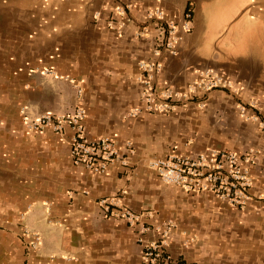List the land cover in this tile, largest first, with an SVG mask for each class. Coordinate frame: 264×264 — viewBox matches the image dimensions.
I'll return each mask as SVG.
<instances>
[{
	"label": "crops",
	"instance_id": "crops-1",
	"mask_svg": "<svg viewBox=\"0 0 264 264\" xmlns=\"http://www.w3.org/2000/svg\"><path fill=\"white\" fill-rule=\"evenodd\" d=\"M156 7L178 25L175 52H156ZM141 62L160 65L157 89L187 94L207 68L231 85L149 110ZM78 107L85 136L119 150L103 171L56 128ZM224 151L248 171L243 203L150 166ZM162 240L187 264H264V0H0V264H142Z\"/></svg>",
	"mask_w": 264,
	"mask_h": 264
},
{
	"label": "built area",
	"instance_id": "built-area-1",
	"mask_svg": "<svg viewBox=\"0 0 264 264\" xmlns=\"http://www.w3.org/2000/svg\"><path fill=\"white\" fill-rule=\"evenodd\" d=\"M131 5L129 4L128 7ZM124 13V9H119ZM185 28L191 27L190 11L185 13ZM147 17L158 20L162 28L161 48L175 52L176 44L180 40L178 25L173 19L167 18L165 11L161 7H156L147 12ZM141 68L145 75L140 77L144 86L142 91V100L149 110H163L177 98L186 95L194 96L198 92L205 94L215 88L230 86L228 81L221 73L213 68H207L200 72L199 78L189 85L188 93L174 92L169 89H157L154 76L160 69L159 64L141 62ZM163 102V103H161ZM86 112L82 107H78L76 112L59 120L56 124L57 130H63V123L69 122L74 135L71 139V154L75 163H86L87 166L96 170H105L110 164L120 160L119 150L115 141L110 136H102L96 139H89L85 136L84 125L81 120ZM52 117L45 115L41 118L39 124L50 121ZM51 122V121H50ZM38 124L33 123V127ZM127 151H133L132 142L127 143ZM122 160H124L122 158ZM150 166L155 169L161 179L170 184L181 185L189 189L200 186L205 189H213L217 193L229 199L232 203H243L249 196L246 193L250 185L247 169L242 165L240 157L236 152H215L210 156L208 154H199L196 159L170 155L163 158H155L150 161ZM203 176L204 181H199ZM122 215L130 219L135 218L133 211L129 209L122 212ZM173 224L165 223L163 235L171 230ZM39 237H36L38 240ZM142 264H187L171 254L167 253L163 240L160 243H150L144 247Z\"/></svg>",
	"mask_w": 264,
	"mask_h": 264
},
{
	"label": "flooded vegetation",
	"instance_id": "flooded-vegetation-1",
	"mask_svg": "<svg viewBox=\"0 0 264 264\" xmlns=\"http://www.w3.org/2000/svg\"><path fill=\"white\" fill-rule=\"evenodd\" d=\"M187 11H190V12H191V14H192V17H193L192 9H191V8H189V9H187ZM192 17H191V19H192Z\"/></svg>",
	"mask_w": 264,
	"mask_h": 264
}]
</instances>
